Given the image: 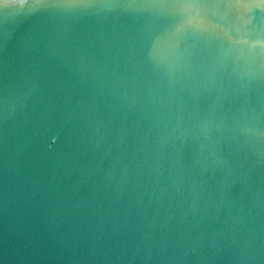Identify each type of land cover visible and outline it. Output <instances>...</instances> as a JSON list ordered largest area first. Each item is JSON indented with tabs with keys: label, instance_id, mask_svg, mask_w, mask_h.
Wrapping results in <instances>:
<instances>
[{
	"label": "water",
	"instance_id": "water-1",
	"mask_svg": "<svg viewBox=\"0 0 264 264\" xmlns=\"http://www.w3.org/2000/svg\"><path fill=\"white\" fill-rule=\"evenodd\" d=\"M0 264H264V0H0Z\"/></svg>",
	"mask_w": 264,
	"mask_h": 264
}]
</instances>
